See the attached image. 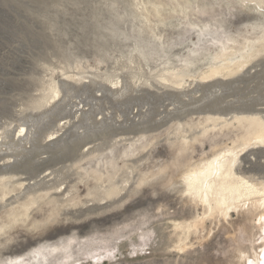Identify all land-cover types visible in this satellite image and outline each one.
Here are the masks:
<instances>
[{"label":"rangeland","instance_id":"obj_1","mask_svg":"<svg viewBox=\"0 0 264 264\" xmlns=\"http://www.w3.org/2000/svg\"><path fill=\"white\" fill-rule=\"evenodd\" d=\"M262 25L264 7L238 0H0V179L16 181L0 215L64 188L86 203L48 221L51 204L34 207L29 221L43 222L0 235V264H243L238 251L257 255L264 221L246 214L207 222L175 248V225L202 212L180 193L182 165L209 158L213 142L231 145L209 134L178 158L174 140L209 113L264 111V53L235 75L200 79L206 50L214 55L224 37L253 41ZM186 59L193 75L179 87L159 78ZM54 137L63 141L48 148ZM263 161L260 151L247 176L262 181ZM93 172L115 175L123 190L111 207L87 213ZM40 181L51 189L34 187Z\"/></svg>","mask_w":264,"mask_h":264},{"label":"bare ground","instance_id":"obj_2","mask_svg":"<svg viewBox=\"0 0 264 264\" xmlns=\"http://www.w3.org/2000/svg\"><path fill=\"white\" fill-rule=\"evenodd\" d=\"M238 1L240 3H256L260 8L264 7V0ZM151 5L152 14L160 16V5L154 3H151ZM224 38V40H218L217 38L219 47L214 55L206 50L210 55L209 63L207 69L201 74L199 73L201 78L198 77L200 79L235 75L253 58L264 53V25L261 26L260 36L253 41L245 39V42L240 43L239 40L234 38ZM192 61L186 59L185 66L164 69L159 78L179 87L185 82V78L192 74L188 68L194 64ZM50 92L54 96L59 94L56 87H51ZM40 103L37 101L36 105L39 106ZM259 112L264 111L253 108L235 110L231 116L228 115L229 117L223 112L209 113L199 118L197 122L187 124V131H183L192 132L191 136H186L181 130H177L176 139L174 140L177 157L187 151L191 142L199 141V138L207 137L209 134H214V137L222 134V137H225L231 146L213 142L209 158H202L197 163L187 162L182 165L184 172L181 171L179 174L180 193L186 195L188 204L195 209L200 207L202 212L200 216L195 213L192 216L193 219L189 222L175 225V232H178L176 249L183 250L189 237L196 234L199 229H204L207 222L216 221L217 224H223L227 222L226 218H229L231 214H246L247 220L256 218L258 223L264 221V179L262 181L254 180V174L247 176L253 171L251 166L258 163L259 152H264V149H262L264 148V116ZM196 129L199 130V133H196ZM23 132L24 130L17 137L20 138ZM54 139L55 137L49 138L46 145L48 148H52L54 144L63 141V138H61L58 142H52ZM249 150L253 157L245 154ZM124 154L128 155L129 153L124 152ZM46 161L48 160H42V162ZM176 163H178L177 159L173 161V164ZM4 167L6 166H0V169ZM165 168H158L154 173L155 176L163 174ZM91 176L95 184L91 188L87 187L86 190L85 197L90 198L92 202L91 207H87L84 211L87 213L103 210V208L110 206L108 204L111 203H108V201L112 202L123 190L113 181L115 175H107L105 180H103L102 175H97L96 172H93ZM11 180L12 177L9 176L6 179H0L1 203L13 190L12 186L16 181L11 182ZM143 181H145V178L140 176L136 183L141 184ZM44 184V181L34 182V187L43 185L39 190L51 189L46 187L47 185L44 186ZM19 186H22V184H19ZM49 204L52 207L46 221L58 216V212L62 208L67 206L74 208L80 205L83 206L86 203L82 202L78 195H71L66 188L63 191L54 193V196L49 195L47 192L40 195L36 193L28 195L21 202H17L16 206L6 209L3 216L0 215V235L6 234L16 224H27L30 220L31 210L34 207L38 209L42 205ZM103 204L105 205L102 206ZM4 206H0V210L4 209ZM41 222L43 221L32 220L29 221L28 225L35 229L40 226ZM260 229L264 232V228ZM260 248L257 255L253 253L252 248L250 249L251 254L249 250L245 252L246 256L243 255V250L238 251L239 261L243 260V264H264V244Z\"/></svg>","mask_w":264,"mask_h":264}]
</instances>
